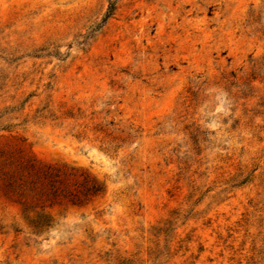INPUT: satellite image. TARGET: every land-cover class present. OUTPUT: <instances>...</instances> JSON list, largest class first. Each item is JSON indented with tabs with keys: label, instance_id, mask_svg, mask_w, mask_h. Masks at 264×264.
Returning <instances> with one entry per match:
<instances>
[{
	"label": "rangeland",
	"instance_id": "374dc122",
	"mask_svg": "<svg viewBox=\"0 0 264 264\" xmlns=\"http://www.w3.org/2000/svg\"><path fill=\"white\" fill-rule=\"evenodd\" d=\"M123 263L264 264V0H0V264Z\"/></svg>",
	"mask_w": 264,
	"mask_h": 264
},
{
	"label": "trees",
	"instance_id": "16d2710c",
	"mask_svg": "<svg viewBox=\"0 0 264 264\" xmlns=\"http://www.w3.org/2000/svg\"><path fill=\"white\" fill-rule=\"evenodd\" d=\"M112 6H110L108 12H107V18L112 15V13L114 12V10H112ZM24 169H26L27 171L32 169V165L28 164V165H24L23 166ZM50 184V195L53 198H58L60 196L64 197V199H68V202H70L72 205H81L84 203V201H86L87 197H91V196H97L100 195L103 192V188L99 185H93L89 190H87V193L85 195V199L82 200L80 198L72 197V195H64L63 192H58V190L56 188H54V183H52V181L49 183ZM6 187H12V183H7ZM124 264V263H123Z\"/></svg>",
	"mask_w": 264,
	"mask_h": 264
}]
</instances>
